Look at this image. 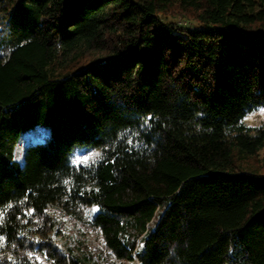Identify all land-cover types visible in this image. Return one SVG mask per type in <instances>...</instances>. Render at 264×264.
<instances>
[{"label": "trees", "instance_id": "trees-1", "mask_svg": "<svg viewBox=\"0 0 264 264\" xmlns=\"http://www.w3.org/2000/svg\"><path fill=\"white\" fill-rule=\"evenodd\" d=\"M260 108L264 0H0V264H264Z\"/></svg>", "mask_w": 264, "mask_h": 264}, {"label": "rangeland", "instance_id": "rangeland-1", "mask_svg": "<svg viewBox=\"0 0 264 264\" xmlns=\"http://www.w3.org/2000/svg\"><path fill=\"white\" fill-rule=\"evenodd\" d=\"M243 124L246 125L247 127H251V128H260L263 127L264 128V108H260L250 114L247 115V117L244 119ZM47 132L40 127H36L35 129H31L26 131L18 145L16 148V158L19 161H22V154L25 150V148L34 142L40 141L42 140L44 137H46ZM261 156L264 157V151L261 152ZM72 232L67 231L66 234L67 236H71L73 237V234H71ZM65 240H63L64 242ZM131 264H139L138 261L136 260L135 262L131 263Z\"/></svg>", "mask_w": 264, "mask_h": 264}, {"label": "snow or ice", "instance_id": "snow-or-ice-1", "mask_svg": "<svg viewBox=\"0 0 264 264\" xmlns=\"http://www.w3.org/2000/svg\"><path fill=\"white\" fill-rule=\"evenodd\" d=\"M95 155H96V157H99L100 154L96 153ZM0 246H2V243H0Z\"/></svg>", "mask_w": 264, "mask_h": 264}]
</instances>
